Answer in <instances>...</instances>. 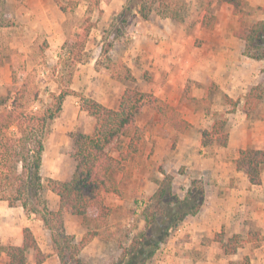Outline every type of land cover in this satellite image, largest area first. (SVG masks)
<instances>
[{
    "label": "rangeland",
    "instance_id": "1",
    "mask_svg": "<svg viewBox=\"0 0 264 264\" xmlns=\"http://www.w3.org/2000/svg\"><path fill=\"white\" fill-rule=\"evenodd\" d=\"M24 1L0 0V59L7 58L13 63L12 87L8 93L10 100L6 103L7 107L12 103L17 92L24 90V99L22 100L24 108L28 111L42 108L45 104L50 103L48 92H58L60 88L67 84L73 91L82 95H84V90L89 87L91 94L104 99L107 104L114 100L116 94H123L126 89L144 92L152 84L150 82L154 74L161 77L162 71H168L166 70L167 68L169 72L177 73L179 67L185 64L182 62L180 65V62L175 58L172 60L167 59L169 56L166 55H172L167 54L168 46L171 51L179 50V53L175 55H194V57L213 55L214 68L219 65L222 67L230 65L235 74L238 75V78L242 76L241 73L244 70H248L247 73L251 78V83L260 81L259 73L257 74V64L251 62V60L248 62L249 65L244 64L247 61L246 56H243L244 42L234 37V33L241 25L239 16L232 14L230 6L216 0H169L164 15L158 14V8L154 6L153 11L146 20L140 18L133 20L121 37L112 43L111 48L106 47V45L111 41L110 25L118 13L116 11L118 4L115 7L110 5L114 0H102L98 7L93 6L94 0H88L90 6L85 0H61L63 4L69 3L71 7L76 4L75 7L66 13H62L53 0H43L40 3V10L33 14L29 13L30 9L24 4ZM115 1L120 2V0ZM20 6L21 16L26 14L29 17L27 18L28 20H33L36 25H40L32 46L23 47L24 50L22 52H18L16 48H11L8 45L10 38H12L11 36L19 30L20 24L17 22L16 15L18 11L16 9ZM244 9L243 25L251 26L254 22L259 21L258 19H264V6L256 8L244 7ZM205 13L213 16V26L210 29H205L202 26ZM86 19L88 20L86 21ZM90 24L93 26L84 42L83 49H77L73 46L70 52L72 43L82 33V29ZM176 37H180V41L183 40V46H177V49L173 44L174 42L170 41V38L177 40ZM149 49L153 50L155 55H159L160 60H157L155 64L153 63L154 60H150L147 56L150 55ZM76 54L83 56V63H71V58ZM228 61L232 62L227 65ZM122 65L130 69L135 77L134 82L116 78L124 73ZM233 65H236V67ZM190 68L195 69V72L200 70V67L195 64L193 67L189 65L188 70ZM69 74L71 75L67 79ZM256 74L258 77L254 78ZM239 79L243 82L241 83L242 85L248 83L246 78ZM194 84L195 87L200 88L201 84L188 80L185 84L183 98L186 102L194 105L195 111L203 112L211 120L216 118L214 114L225 113L231 109L225 100V95H222L221 90L212 81L207 82L205 85L206 93L204 98L195 101L190 93ZM235 89L237 91L238 88ZM35 93L38 95L37 98ZM147 94L153 95L152 93ZM234 97H237L238 105L233 113L225 115L227 117L234 114L233 119L236 116V120L239 121L243 119L244 114L243 96L241 93L236 92ZM1 99L3 97L0 98V101ZM75 99V97L71 96L69 101L63 102L60 114L49 125V134L44 141L46 152L43 160V169H47V171L52 167L54 161L58 159H54L51 156L53 153L50 149L52 143L58 144L60 147L58 150L59 155L66 154L67 156L72 145L69 135L90 129L95 123L93 118L76 109L77 106L73 103ZM241 100L242 103L240 104ZM3 108L0 105V111ZM151 113L155 112L151 107L145 106L141 109L139 116H136L137 120H134V125L143 131V135L145 131H152L154 126L158 125L157 122L152 121ZM246 120L248 121V129L253 131L261 123L264 124V103L260 109L252 111ZM209 127L210 125H207L204 129ZM159 128L160 134L165 135L168 139H171L170 133H176L169 122L163 128L160 126ZM202 130H199L197 135ZM249 137L251 138V136ZM249 137L248 140L250 141ZM125 141L126 138H120L117 143L124 144ZM142 141L144 151H148L147 161L145 163L142 160L140 161V170L130 163L128 169L123 173L124 176L121 181L125 191L121 193L119 190L120 199L123 201L122 204H117L119 200L113 199L110 202L112 206L110 208L107 207L109 210L98 216L106 218L92 220V210L86 214L87 218L82 222L84 229L91 231L97 227L101 232V237L89 244L81 252L79 257L82 264L111 263L121 255L122 250L120 247H129L131 238L143 228L144 223L141 218L144 204L154 194L152 193L153 186H157L164 178L162 172L166 173L164 168L167 163L164 165L163 162L150 161L149 158L154 153L155 144L153 142L150 147V142L143 140V136L140 144ZM176 144V141L165 144L161 148V153L168 157L167 153L177 151ZM209 146V151H214L213 148L215 147H217V150L220 148L215 144ZM246 149H255V147L248 145ZM231 154L225 152L223 154L224 160L231 159ZM110 155L114 158L117 156L113 151H110ZM192 164L176 165L172 172L169 173L172 177L173 192L179 196H183L190 181L196 179L201 181L202 184L204 183L200 177V172L193 168ZM159 173L162 176H159ZM119 174L116 171L112 172L109 175L110 181L115 183ZM144 176H146L148 184L142 181ZM42 177L44 179L48 177L45 170ZM133 178L136 182H132L131 185V179ZM146 185L147 187L145 188ZM140 187H142L141 194L136 191ZM43 198L49 208L54 206L52 204L54 198L49 191H44ZM139 205H141L140 209H138ZM109 217L111 218L109 219ZM113 218L117 222H111ZM121 218H132L133 222H130V227H127L126 223L119 221ZM53 234L61 242V236L59 235L60 237H58L59 233L56 230L53 231ZM222 236L224 239L223 234ZM246 240L247 238H241V245ZM65 253L69 255L71 251H65ZM35 254L33 250L27 252V264H30L28 257L30 255L35 257ZM54 255L58 259L57 253H54ZM3 261L1 255L0 262ZM58 264H61L59 259ZM132 264L136 263L132 262ZM137 264H152V258L141 261V263L139 261Z\"/></svg>",
    "mask_w": 264,
    "mask_h": 264
},
{
    "label": "trees",
    "instance_id": "2",
    "mask_svg": "<svg viewBox=\"0 0 264 264\" xmlns=\"http://www.w3.org/2000/svg\"><path fill=\"white\" fill-rule=\"evenodd\" d=\"M62 13L70 11L76 4L69 6L61 0H53ZM88 2V0H85ZM102 0H94L93 6L98 7ZM231 7L232 14L239 16L240 27L234 37L244 42V56L259 61L264 60V21H257L251 26L243 25L245 14L243 0H216ZM169 0H126L121 10L113 19L110 27L111 41L106 47L118 40L127 26L136 18L146 20L158 8V14L164 15ZM90 3L88 2V6ZM213 16L205 13L202 26L210 29L213 26ZM88 19H86L87 21ZM93 25L82 29L72 43L77 49H83L84 42ZM82 55H74L71 63H83ZM123 74L118 80L135 81L129 68L122 65ZM262 83L250 86L243 96V111L249 117L264 102V69L260 71ZM71 74L67 76L70 77ZM24 90L18 91L12 103L7 94L0 101L4 108L0 111V201L8 207H19L25 215H35L42 221L48 232L49 243L53 252L57 253L61 264H82L79 257L81 249L99 233L94 230L86 233L78 243L74 237L63 232V213L81 217L85 220L88 210H93L92 219L103 215L108 208L103 204V194H120L109 175L116 171L125 172L124 163L131 156L139 153L143 131L134 125L136 116L145 106H149L158 115L157 124L163 128L168 122L178 133H183L191 125L180 113L170 105L162 102L151 94L126 89L119 99L116 109L108 108L92 98H87L73 91L67 84L58 92H48L50 103L42 108L28 111L22 100ZM67 96L78 100L79 110L93 118V132L89 135L71 133L72 145L68 156L74 161L75 169L68 182H60L50 178L44 179L41 174L44 141L49 134L50 123L58 117L62 104ZM35 97L38 95L35 93ZM231 109L225 113L214 114L209 128L202 130L200 144L202 147L215 144L225 148L228 144L226 132L227 118L225 114L233 113L238 100L224 96ZM194 100V99H193ZM43 105V104H41ZM120 138H126L125 143H117ZM110 151L117 154L114 158ZM237 171L243 172L252 185H260V173L264 167V150L242 149L234 161ZM164 178L158 183L157 189L144 204L142 211L143 228L131 238L127 248L120 247L121 255L107 264H136L150 259L160 244L164 243L171 230L175 229L187 216H193L205 202L204 186L199 180L189 182L183 196L172 190V177L162 172ZM44 191H49L57 197V210L50 211L43 198ZM54 223V224H52ZM57 231L61 242L55 237ZM223 232L215 235V241L220 245L225 255H233L241 247V238L234 235L224 241ZM60 235V236H59ZM23 242L19 247L0 246V253L7 257L4 264H26V253L35 251V264L44 262L46 256L41 253L28 228L22 230ZM65 251H71L69 255ZM246 263V260L244 261Z\"/></svg>",
    "mask_w": 264,
    "mask_h": 264
},
{
    "label": "crops",
    "instance_id": "3",
    "mask_svg": "<svg viewBox=\"0 0 264 264\" xmlns=\"http://www.w3.org/2000/svg\"><path fill=\"white\" fill-rule=\"evenodd\" d=\"M42 1L43 0H25L24 4L30 9L29 13L33 14L40 10V3ZM125 1L126 0H120L118 3L114 0L110 5L115 7L118 4L116 11L119 12ZM243 2L246 8L264 6V0H243ZM16 11H18L16 16L17 22L20 24L19 30L11 36L12 38H10L8 45H10L11 48H16L18 52H22L24 50L23 47L32 46L40 25H36L33 20H28L27 18L29 17L26 14L21 16V6L17 8ZM258 20L264 21L263 18ZM176 38L177 40H174L175 38H170V41L172 43L174 42L173 44L177 49L179 46H183V40L180 41V37ZM148 52H150V55L147 56L150 60H154V64L157 60H160L159 55H155L153 50L149 49ZM176 53H179V50L171 51L168 46L167 54L172 55H166L169 56L167 59L172 60L175 58L180 62V65L182 62L185 64L179 67L177 73L169 72L167 68L166 70L168 71L166 72L168 73L162 71L161 77L154 74L150 82L152 84H150L144 92L152 93L164 103L173 107L180 114L183 113L181 117L187 121L191 127L186 129L183 133H170L169 136L171 139H168L165 135L160 134L159 126L155 125L152 131H145L143 140L149 141L150 147L154 142V153L149 160L152 162H163L164 165L167 163L164 168L166 174L171 173L176 165H191L193 162L192 167L200 172V177L204 182L205 202L198 213L193 216L185 217L175 229L170 231L166 241L160 244L159 248L151 257L152 264H264V167L260 173L261 184L252 185L243 172L236 170L234 164L239 150L246 149L248 145H253L256 150H264V124L261 123L256 130L253 131L248 129L247 116L244 111L243 119L239 121L236 120V116L233 119L234 114L227 116V146L225 148H219L218 150L217 147H215L213 148L214 151H209L210 146H201V133L199 132L197 135V132L204 129L205 126L211 125L213 119L210 120L203 112L195 111L194 105L186 102L183 98L185 84L190 80L196 84L203 85L202 87L200 85V88H197V86L195 87V84L192 86L190 93L195 101L204 98L206 93L205 85L207 82L211 81L218 86L222 95L236 100L237 97H234L236 92L244 96L250 86L262 82L260 71L264 69V60L256 61L246 57L247 61H245L244 64L249 65L248 62H250V60L257 64V74L259 73L260 81L251 83V78L247 73L248 70H244V72L241 73L242 76L239 78L248 79V83L242 85L241 83L243 82L240 81L237 77L238 75L235 74V71L230 65L223 67L219 65L217 68H214L213 55H200L194 57V55H175ZM231 62L232 61H228L227 65ZM12 64V61L7 58L0 59V98L5 97L11 90ZM194 64L200 67L199 72H195V69L191 68L188 70V66L192 65L193 67ZM233 66L236 67V65ZM257 74L254 78L258 77ZM235 88H238L237 91ZM84 91L86 97L92 98L111 109H116L118 107L119 99L122 95V93L116 94L114 100L107 104L104 99L91 94L89 87ZM69 99H71V96H67L64 102L69 101ZM73 103L77 106L76 109L78 110V100L75 99ZM262 104H260L257 109H260ZM151 114L152 121L157 122L158 116L155 113ZM135 119L137 120V117ZM229 126L230 128H228ZM93 127L94 125H92L90 129L81 130V133L89 135L93 132ZM249 136H251V138ZM174 141L177 143V151L167 153L169 155L168 157L162 154V146ZM59 148L58 144L52 143L50 149L53 153L51 156H53L54 159H58L54 161L52 167L47 171V169H43V160L46 152V148L44 147L41 174H43L45 170L48 176L47 178L60 182H68L73 175L75 163L68 155H59ZM223 152L232 153L230 156L231 159L224 160ZM147 154L148 151H144L142 141L138 155L131 156L128 161L124 163L125 170L128 169L130 163L134 164L135 168L140 170V161L142 160V162L145 163L147 161ZM64 159H66V161H64ZM123 176L124 174L120 173L118 179L115 180V184L121 193L125 191L121 181ZM159 176H162V174L159 173ZM142 181L148 184L146 176L142 177ZM132 182H136V180L134 178L131 179V185ZM146 187L147 185L145 188ZM156 188L157 186L154 185L152 193L155 192ZM172 190H174L173 187ZM136 191L141 194L142 187ZM51 195L54 198L52 202L54 206L50 208L48 204L47 206L50 211H56L58 200L54 194L51 193ZM113 199L119 200L117 204H122L123 202L119 195L105 193L103 194L104 206L110 208V206H112L110 202H112ZM89 211L92 210H88L87 213ZM98 216L99 214H97V217ZM62 217L64 233L73 236L74 242L76 243L88 232L96 230L99 233V236L92 238L90 242L81 249L79 256L89 244L101 237V232L97 227L91 231L84 229L82 226L84 220L81 217L71 215L67 212H64ZM110 218L111 217H109V219ZM119 221L126 223V226L130 227V222H133V219L121 218ZM111 222L114 223L117 221L113 218ZM23 228H28L32 232L39 250L46 256L44 262L41 264H58V259H56V255H54L52 246L49 243L48 232L45 230L42 221L34 215H25L23 210L19 207H8L6 202L0 201V246H21L23 242ZM221 231L224 235V241H227L234 235L247 238V240L242 243L235 254L225 255L220 245L215 241V235ZM1 255L4 261L0 262V264H4L7 262V257L3 252H1ZM28 258L30 259V264H35L34 256L32 257L30 255ZM243 259L244 261L246 260V263H244Z\"/></svg>",
    "mask_w": 264,
    "mask_h": 264
},
{
    "label": "built area",
    "instance_id": "4",
    "mask_svg": "<svg viewBox=\"0 0 264 264\" xmlns=\"http://www.w3.org/2000/svg\"><path fill=\"white\" fill-rule=\"evenodd\" d=\"M140 208H141V205L138 206V209H140Z\"/></svg>",
    "mask_w": 264,
    "mask_h": 264
}]
</instances>
